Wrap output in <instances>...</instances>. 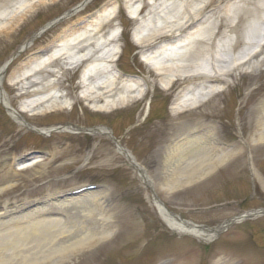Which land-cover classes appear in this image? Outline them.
<instances>
[{
  "label": "rangeland",
  "instance_id": "1",
  "mask_svg": "<svg viewBox=\"0 0 264 264\" xmlns=\"http://www.w3.org/2000/svg\"><path fill=\"white\" fill-rule=\"evenodd\" d=\"M82 1L0 0V69L14 59L7 68L2 88L13 107L45 95L39 100L43 102L23 115L31 125L44 129L67 124L111 129L146 170L168 208L184 220L214 227L237 215L264 208V139L253 141L259 135L255 107L264 98V67L236 69L223 92L216 93L199 108L174 115L171 107L177 93L186 83L206 80L207 71L197 74L191 82L182 78L170 90H163L156 82L158 76L143 60L148 52H143L132 39L137 21L129 16L124 0H91L84 8L44 29ZM114 1L117 2L115 16L103 21L100 28V35L105 36L115 23L121 28L120 51L114 61L119 77L111 99L122 94L127 77L154 80L143 98L110 110L96 109L94 105H104L105 101L95 103L82 97L85 88L81 72L85 64L72 66L61 58L54 59L48 69L35 70L27 79L15 83L14 77L31 62L57 49L65 35L93 23L97 15L82 24ZM138 1L142 2L143 16L150 6L147 0ZM262 2L251 0L248 7ZM232 3L242 5L243 0H216L215 5L221 10ZM258 16L255 13L234 16L230 24L235 25V31L220 17V11L212 13L205 24L219 25L214 29L216 41L223 42L228 37L237 40L235 50L227 52L231 56L244 48L243 36ZM143 24L145 33L149 34L163 25L156 19ZM256 25L260 27L261 20ZM165 34L159 33L157 37ZM26 44L27 50L21 53ZM263 55L264 48L257 58ZM204 67L209 68L206 63ZM38 78L43 84L50 81L51 85L40 88ZM54 93L61 96L59 101L51 98ZM179 122L193 126L206 122L214 126L215 130L206 139V143L215 147L210 152L212 155L224 151L221 147L234 144L240 151L196 181L180 183L166 197L159 189L170 176L161 163L162 153L182 130ZM35 151L42 153L32 156ZM205 165H197L195 173L203 171ZM182 167L183 163L181 170ZM93 183L102 184L93 192L103 193L99 194L92 214L109 216L114 232L93 250L81 251L64 264H264V215L236 223L210 242L189 234H176L162 221L139 172L118 151L109 135L55 131L44 136L19 125L0 101V207L6 202L23 208V202L40 200L46 195L54 197L57 192ZM50 213L51 217H62L67 224L77 217L79 223L78 214L69 209L63 213L52 208ZM61 238L65 239L66 235Z\"/></svg>",
  "mask_w": 264,
  "mask_h": 264
},
{
  "label": "bare ground",
  "instance_id": "2",
  "mask_svg": "<svg viewBox=\"0 0 264 264\" xmlns=\"http://www.w3.org/2000/svg\"><path fill=\"white\" fill-rule=\"evenodd\" d=\"M89 1L85 0L81 6ZM136 2L137 0H124L129 8V16L137 21L132 39L143 52H148L144 53L143 60L154 70L158 76L156 82L163 90H170L174 83L182 78L191 82L197 74L207 71L206 80L198 84L186 83L177 93L171 107L174 115L199 108L216 93L222 92L229 86L236 69L247 68V71L264 67V55L257 58L260 50L264 48V2L254 3L255 6L250 8L248 4L251 0H243L242 5L232 3L228 8L224 7L220 10L215 5L216 0H147L150 8L143 16L140 7L142 2ZM108 5L97 14V19L93 23L65 35L66 39L58 45L57 49L43 55L35 63L31 62L20 75L14 77L15 83L21 79H27L35 70L48 69L54 59L61 58L72 66L85 64L82 74L85 90L82 97L95 103L104 100V105H94L96 109L110 110L143 98L150 85H154V80L140 81L127 77L122 94L118 99H111L119 77L114 68V61L120 51V26L115 23L106 36L100 35L101 23L115 16L117 2H110ZM211 6L214 8L209 9ZM217 11H220V17L225 19L228 25L232 23L234 16L240 13L259 15L258 20L247 29L243 36L244 48L235 55L227 56V52L235 50L237 40L233 41L228 37L223 42L216 41L217 33L214 29L219 25L205 24L211 14ZM155 19L163 24L162 27L150 34L145 33L146 25L144 26L143 23H150ZM259 20H261L260 27L256 25ZM229 27L231 31L236 29L233 24ZM152 28L155 29V27ZM162 28L167 30L159 31ZM163 32L167 34L157 37ZM158 41L160 42L156 45ZM255 47L257 50H254ZM205 63L208 64V69L204 67ZM5 69L3 67L0 71V84L3 82ZM36 82L40 84V88L51 85L50 81L41 83L40 78ZM25 87L27 86L23 88ZM60 97L59 94L54 93L51 98L59 101ZM44 98L45 95L39 100ZM39 100L28 99L20 107L14 108L5 90L1 92L2 105L8 109L19 125L27 128L29 125L23 115L33 111L35 106L44 101ZM60 106L63 104L60 103ZM255 109L259 135L257 138L254 137L253 141L257 142L264 139V98L258 102ZM178 124L182 130L177 127V130H180L178 137L173 138L164 147L162 156V163L167 166V173L170 174L160 187V191L166 197L177 189L180 183L196 181L240 151L237 146L227 149L221 147L224 151L218 155H212L210 152L215 147L211 143H206V139H209L211 132L215 130L214 126L206 122L194 126L190 123L185 125L184 122ZM64 129L73 130L69 127ZM93 134L108 135L109 133L108 130L101 128L93 131ZM118 151L135 167L145 183L153 182L131 152L122 147H119ZM182 163L183 170L180 169ZM199 164H206V167L203 171L195 173V167ZM182 176H185L184 180H180ZM102 193L88 192L63 200L57 196L53 198L46 195L40 199L41 203L30 210L25 209L28 201L23 202V208L19 205L9 206L5 202L0 210V264H64L81 251L93 250L114 232V228L109 223V216L92 214V210L97 206V199H100L98 196ZM153 203L161 219L171 230L180 234L193 235L205 242H210L217 236L219 228L212 230L198 228L173 215L160 201L154 200ZM52 208L63 213L69 209L78 214L79 223L75 220L77 217L73 218L71 224L68 222L69 226L63 222L62 217H46ZM250 214L260 215L259 212H249L248 215ZM243 219L240 216L236 218V221ZM64 234L66 238L62 239ZM30 245L33 247H29ZM4 252L12 255L4 257Z\"/></svg>",
  "mask_w": 264,
  "mask_h": 264
},
{
  "label": "water",
  "instance_id": "3",
  "mask_svg": "<svg viewBox=\"0 0 264 264\" xmlns=\"http://www.w3.org/2000/svg\"><path fill=\"white\" fill-rule=\"evenodd\" d=\"M84 3H85V1H84L82 4H80L79 6H77L76 8H74V9L68 11V13L64 14V15L61 16V17H58V18H57L56 20H54L53 22H50L46 27H44V29L48 28V26H50V25H53L55 22H57V21H59V20H62L64 17H66V16H68V15H72L74 12H76L75 10H78V8H80V6L83 5ZM35 36H36V35H34V36L32 37L33 40H34ZM24 47H27V44L24 45ZM24 47H23V48H24ZM22 50H23V49H21L20 52H21ZM9 63H10V61L5 65V67H6ZM72 126L75 127V128H79L81 131H85V132H88V131H91V130H92L91 128H82V127H80V126H76V125H72ZM53 130H56V129H52V130H50V132L53 131ZM58 130H59V128H58ZM233 221H234V220H231V221L229 222V224L232 223ZM199 227H203V226H199Z\"/></svg>",
  "mask_w": 264,
  "mask_h": 264
}]
</instances>
